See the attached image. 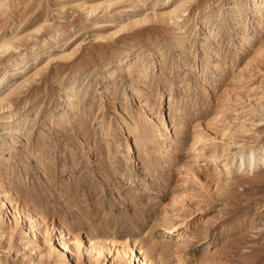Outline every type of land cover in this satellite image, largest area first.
I'll use <instances>...</instances> for the list:
<instances>
[{"label": "rangeland", "instance_id": "1", "mask_svg": "<svg viewBox=\"0 0 264 264\" xmlns=\"http://www.w3.org/2000/svg\"><path fill=\"white\" fill-rule=\"evenodd\" d=\"M138 263L264 264V0H0V264Z\"/></svg>", "mask_w": 264, "mask_h": 264}, {"label": "bare ground", "instance_id": "2", "mask_svg": "<svg viewBox=\"0 0 264 264\" xmlns=\"http://www.w3.org/2000/svg\"><path fill=\"white\" fill-rule=\"evenodd\" d=\"M1 47H3V46H1ZM5 47V46H4ZM18 82V81H17ZM23 83H24V81H20V82H18V85H17V87H19V86H21V85H23ZM138 134V133H137ZM133 135V134H132ZM128 137V136H127ZM126 137V138H127ZM130 150V149H129ZM245 152V151H244ZM243 151H239V154H240V157H239V159H242V155H243V153H244ZM262 156V155H261ZM261 158V157H260ZM256 160V159H255ZM257 161V160H256ZM254 160H252L250 163V165H251V167H250V170L254 167ZM228 166V165H227ZM140 262V261H139ZM139 264V263H138ZM141 264H143V263H141Z\"/></svg>", "mask_w": 264, "mask_h": 264}]
</instances>
